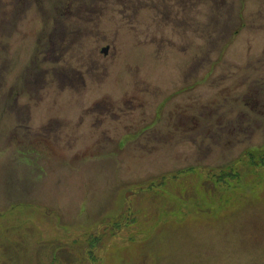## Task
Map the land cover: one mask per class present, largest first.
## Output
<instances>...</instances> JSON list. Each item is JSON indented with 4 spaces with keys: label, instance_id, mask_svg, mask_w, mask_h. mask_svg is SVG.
I'll list each match as a JSON object with an SVG mask.
<instances>
[{
    "label": "rangeland",
    "instance_id": "obj_1",
    "mask_svg": "<svg viewBox=\"0 0 264 264\" xmlns=\"http://www.w3.org/2000/svg\"><path fill=\"white\" fill-rule=\"evenodd\" d=\"M113 1L104 0L93 11L101 16L98 28L140 31L162 12L154 9L163 4L158 0ZM167 1L168 12H181L175 0ZM192 3L182 5L187 20L161 16L168 38L185 30L197 34L192 51L178 54L183 62L176 78L189 76L190 57L198 56L196 85L183 89L180 99L183 105L195 102L204 121L212 116L214 123L221 122L224 113L229 139L208 134L203 149L208 145L209 151L202 159L194 144L183 140L178 146L168 143L165 164L135 159L123 167L102 162L81 169L52 162L47 170L4 150L7 124L0 111V264H264V169L260 162L253 168L245 155L264 154V113L261 119L250 110L256 93L264 103V0ZM218 9L230 13L225 16L230 20L216 24L211 17ZM34 11L36 6L25 11L15 6L3 18L0 4V30L8 29L9 35L7 53L0 48V62L6 54L12 67L3 73L8 84L16 74L21 37L34 28ZM224 22L231 37L210 39ZM171 54L167 48V58ZM166 67L173 75L175 66ZM239 93L248 95L245 108L235 101ZM242 109L249 119L245 135L237 133ZM42 118L36 112L35 122ZM223 171L238 176L212 180ZM160 172V180L152 178Z\"/></svg>",
    "mask_w": 264,
    "mask_h": 264
},
{
    "label": "flooded vegetation",
    "instance_id": "obj_2",
    "mask_svg": "<svg viewBox=\"0 0 264 264\" xmlns=\"http://www.w3.org/2000/svg\"><path fill=\"white\" fill-rule=\"evenodd\" d=\"M158 1L163 3L161 10L154 9L162 12L148 19L146 29L120 31L97 27L101 16L93 11L104 0H0L3 18L8 17V8L20 6L25 11L37 7L31 19L34 28L28 27L21 37L12 84L3 76L12 68L6 54L0 62V111L7 124L2 132L4 150L25 155L47 170L52 162L78 164L83 169V165L89 164L88 168L102 162L123 167L135 159L165 164L168 143L178 146L183 140L192 142L202 159L209 151L208 145L203 149L208 134L228 140L230 122L224 113L221 122L214 123L212 116L204 121L195 102L183 105L180 99L183 89L197 81L194 69L198 56L192 55L189 76L176 78L183 62L180 55L197 45V34L185 30L168 38L166 20L161 16L187 20L188 13L182 9L186 0H175L181 12L174 14L167 11V0ZM189 4L193 5L192 0ZM214 13L211 18L216 24L221 19L230 20L225 17L230 13L219 9ZM7 30H0V48L6 53ZM218 34L220 39L231 37L227 22L222 29L212 30L209 38L217 42L220 39L213 37ZM167 48L172 53L168 58ZM170 64L175 66L173 75H167ZM168 84L173 85L170 91ZM247 96L239 93L237 105L245 108ZM260 101L256 93L250 108L257 110ZM38 111L43 118L36 123ZM237 115L243 119L237 133L245 131V135V111ZM199 137L203 139L199 141ZM162 175L160 172L152 178L160 180Z\"/></svg>",
    "mask_w": 264,
    "mask_h": 264
},
{
    "label": "trees",
    "instance_id": "obj_3",
    "mask_svg": "<svg viewBox=\"0 0 264 264\" xmlns=\"http://www.w3.org/2000/svg\"><path fill=\"white\" fill-rule=\"evenodd\" d=\"M255 113L260 115L261 119H262V116L264 113V103L263 102L259 103L257 110H255ZM247 118H248V116H247ZM247 121H249V119ZM246 156H247L246 160H248V163L251 164V166L253 168H258L259 167L258 162H260L261 167L264 169V154H261V153L255 154L253 151H250V152H248V154L246 153ZM259 156H260V159L257 160V158ZM242 161H244V160H242ZM229 173L230 174H228L226 171H223V172H221L220 175H218L217 178L212 177V180L215 179V181L217 183L221 182V181H227V177H229L230 181H233V179L236 180V177L238 176V174L235 173L234 171H231Z\"/></svg>",
    "mask_w": 264,
    "mask_h": 264
},
{
    "label": "water",
    "instance_id": "obj_4",
    "mask_svg": "<svg viewBox=\"0 0 264 264\" xmlns=\"http://www.w3.org/2000/svg\"><path fill=\"white\" fill-rule=\"evenodd\" d=\"M129 194H127L126 196H128Z\"/></svg>",
    "mask_w": 264,
    "mask_h": 264
}]
</instances>
